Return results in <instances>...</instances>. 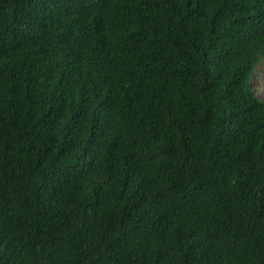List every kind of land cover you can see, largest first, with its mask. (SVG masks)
I'll return each mask as SVG.
<instances>
[{"label":"trees","instance_id":"16d2710c","mask_svg":"<svg viewBox=\"0 0 264 264\" xmlns=\"http://www.w3.org/2000/svg\"><path fill=\"white\" fill-rule=\"evenodd\" d=\"M264 0H0V264H264Z\"/></svg>","mask_w":264,"mask_h":264},{"label":"rangeland","instance_id":"374dc122","mask_svg":"<svg viewBox=\"0 0 264 264\" xmlns=\"http://www.w3.org/2000/svg\"><path fill=\"white\" fill-rule=\"evenodd\" d=\"M251 84L257 96L264 101V63L257 66L251 78Z\"/></svg>","mask_w":264,"mask_h":264}]
</instances>
